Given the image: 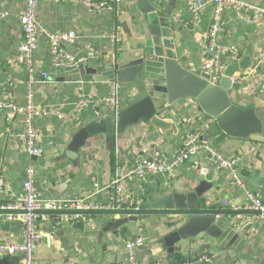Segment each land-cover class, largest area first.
Instances as JSON below:
<instances>
[{"label":"crops","instance_id":"crops-1","mask_svg":"<svg viewBox=\"0 0 264 264\" xmlns=\"http://www.w3.org/2000/svg\"><path fill=\"white\" fill-rule=\"evenodd\" d=\"M111 1V0H96ZM152 1V0H151ZM191 0H179L174 13L172 37L178 41L179 57L187 59L190 70L202 69L206 54L201 47L209 37L213 24L214 5L205 3L198 15L188 8ZM197 1V0H193ZM264 8V0H243ZM25 7V0H0V101L12 102L23 107L31 94L36 107L59 109L62 119L55 115H39L34 119L37 144L41 149L39 157H31L24 144L18 139L24 125L22 117L9 118L0 109V205L6 206L24 194L26 171L35 170V183L45 201H71L91 197L97 203L109 200L108 186L117 169L123 171L133 167L141 158H153L156 154L171 162L179 153L185 137L191 132H201V143L227 159H238L241 178L245 189L232 180L228 170H217L207 161L209 152L201 150L196 161L207 168V180L214 188L207 194L206 203L215 209L249 210L250 201L246 191L258 193L264 202V190L249 186V179L256 168L264 177V142L240 141L227 137L217 129L215 123L201 124L202 116L192 100L179 101L161 119L168 121L162 131L151 123L139 122L127 128L114 138L98 135L90 138L79 150L77 159L67 157L73 135L96 118L112 115L106 103L110 93L109 83H90L83 79L68 81L73 68L64 64L55 67L50 56L48 34L73 32L76 43L63 45L66 54L83 59L91 68L123 65L141 55L146 37H152L145 16L139 11L137 0H121L115 11L90 12L81 3H63L54 0L38 5L41 25L39 43L34 53V83L22 65L12 63L17 47L23 39L19 16ZM144 20V21H141ZM224 32L217 34L215 41L224 49L223 61L227 65L233 59L236 63L245 58V53H254V61L262 70L247 75L236 74V82L243 85L239 92H232V99L242 108L253 107L264 118V17L257 23L241 20L232 9H226L221 18ZM119 28L122 44L113 50L109 34ZM48 80L42 82V74ZM208 73V72H207ZM210 75V73H208ZM30 85V86H29ZM147 92L141 83L121 84V108L143 98ZM90 97L91 103L78 112V102ZM121 109V110H122ZM208 127V128H207ZM70 154V153H69ZM246 171L248 177L243 175ZM201 173L191 169L189 164L179 167L174 178L166 181L163 176H150L145 180L127 179L123 182L122 206L119 211H133L145 198L153 197L158 190L184 193L197 186ZM96 185L98 187H96ZM237 229L251 227L240 249L219 246L216 240L188 238L176 244L173 257L166 258V249L161 241L182 226L171 216H149L137 221L127 215H87L84 220L70 222L61 214L43 211L39 227L43 233L35 253L36 264H128L127 242L143 236L145 245L136 249V258L142 262H166L186 259L191 264H264V218L258 215L227 218ZM6 221L0 216V221ZM8 230L0 227V242L20 243L24 240V227L20 220ZM13 228V229H12ZM12 230V231H11ZM11 264H19V256H7Z\"/></svg>","mask_w":264,"mask_h":264},{"label":"water","instance_id":"water-1","mask_svg":"<svg viewBox=\"0 0 264 264\" xmlns=\"http://www.w3.org/2000/svg\"><path fill=\"white\" fill-rule=\"evenodd\" d=\"M139 11L145 16L152 37H146L142 54L126 64L115 62L112 66L91 68L81 64L69 71L68 81L83 79L90 83L120 84L141 83L147 94L134 103H128L116 115L96 118L90 124L81 127L72 137L67 157L77 159L79 150L87 141L98 135L114 138L127 128L139 122L151 123L164 130L167 122L161 116L179 101L192 100L196 103L198 113L202 116L201 124L215 123L219 131L231 139L240 141L264 142V118L259 110L249 107L242 108L232 99V92H239L243 85L232 82L236 74L247 75L254 70L261 71V66L254 61V53H245V58L236 63L231 60L218 83H213L207 72L190 70L186 67L187 59L177 53L178 41L171 35L176 30L173 17L178 10L179 0H137ZM144 21V20H141ZM202 140V139H200ZM262 170L256 168L249 186L264 190ZM207 168L197 178V186L184 193L171 190H160L153 197L145 198L133 211H102L88 215H127L130 220L137 221L149 216H171L183 222L182 226L161 241L164 245L165 257L171 258L178 250L176 244L188 238L204 239L206 236L216 240L219 246L227 249L240 250L251 227L237 229L228 217L258 215V211L215 209L209 206L205 198L214 188V183L207 180ZM13 214L0 211V216ZM13 221H0V227L9 231L14 227ZM13 229V228H12ZM12 231V230H11ZM7 256L0 254V264H11ZM201 264H207L205 261Z\"/></svg>","mask_w":264,"mask_h":264},{"label":"built area","instance_id":"built-area-1","mask_svg":"<svg viewBox=\"0 0 264 264\" xmlns=\"http://www.w3.org/2000/svg\"><path fill=\"white\" fill-rule=\"evenodd\" d=\"M49 0H25V7L19 16V22L23 33V39L17 47V52L12 59V63L22 65L29 75L30 84L35 79L34 71V53L38 48L39 35L41 25L38 17V5L40 2ZM63 3H81L90 12H113L116 10L121 0L96 1V0H54ZM214 5L213 24L210 29L209 37L201 44L206 54L203 70L210 73L213 83H218L222 73L226 68L223 61L224 49L217 45L215 38L218 33L224 32L221 24V18L226 9H232L237 16L247 23H257L264 17V8L247 3L243 0H210ZM205 3L197 1H189L188 8L193 15H198L204 8ZM4 17V15H0ZM50 45V56L55 67H62L67 64L71 68H77L84 64L83 59H77L65 53L63 45L74 44L77 40L76 33L54 32L48 34ZM108 41L113 50H116L122 44V34L119 28L113 30ZM264 64V57L261 60ZM42 82L48 80L46 73L42 74ZM235 83L236 79L233 78ZM110 93L106 98V103L112 115H116L121 108V84L116 81L109 82ZM30 86V85H29ZM91 103L90 97H84L78 102V112L83 111ZM0 109L7 112L9 118L21 116L24 128L18 135V139L24 144L25 151L31 157H39L41 149L37 144V131L34 126V119L39 115H55L62 119L59 109H41L39 110L34 104L32 95L28 96L27 104L23 107L17 106L12 102L0 101ZM208 128V127H207ZM201 132L195 131L189 133L183 142L178 155L171 161L156 154L153 158H141L133 167L126 171L117 169L111 183L108 186L109 200L107 203H97L91 197L75 199L71 201L50 200L45 201L42 193L35 183L34 167H28L26 171V181L24 183V194L13 203L3 206L0 205V211H10L13 214L5 216L8 221L20 220L24 227V240L20 243L0 242V254L4 256H19L21 260L19 264H36V249L39 241L43 237V233L39 227V217L43 211H49L55 214H61L70 222H78L84 220L91 212L102 211H119L122 206L123 182L131 178H139L145 180L150 176L160 175L169 181L174 178L176 170L189 164L191 169L197 173H202L204 168L196 161V155L201 150H207L209 156L207 161L213 164L217 170H228L232 174V180L245 189V184L240 175L239 160L227 159L217 152L213 151L209 146L201 143ZM96 187H98L96 185ZM2 185L0 182V192ZM250 201L249 210L258 211L264 218V202L258 193L246 191ZM145 245V238L138 236L137 238L127 242L128 264H191L180 263L177 261L166 262L157 260L155 262H142L136 258V249ZM208 261V259H203Z\"/></svg>","mask_w":264,"mask_h":264},{"label":"trees","instance_id":"trees-1","mask_svg":"<svg viewBox=\"0 0 264 264\" xmlns=\"http://www.w3.org/2000/svg\"><path fill=\"white\" fill-rule=\"evenodd\" d=\"M243 173V175L244 176H246V177H248L249 175L247 174V172L246 171H243L242 172ZM242 175V174H241ZM177 262H180V263H191V262H189L188 260H186V259H180L179 261H177Z\"/></svg>","mask_w":264,"mask_h":264}]
</instances>
